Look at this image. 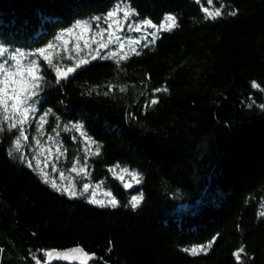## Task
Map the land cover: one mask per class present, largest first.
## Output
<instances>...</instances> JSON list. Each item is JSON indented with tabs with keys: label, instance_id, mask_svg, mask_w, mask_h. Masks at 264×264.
<instances>
[{
	"label": "trees",
	"instance_id": "obj_1",
	"mask_svg": "<svg viewBox=\"0 0 264 264\" xmlns=\"http://www.w3.org/2000/svg\"><path fill=\"white\" fill-rule=\"evenodd\" d=\"M122 2L0 0V44L9 52H36L53 43L61 48L53 63L66 70L75 62L56 37ZM127 4L139 13L133 20L159 24L173 13L180 26L161 32L154 45L139 46L138 56L119 64L92 61L59 83L40 57L44 81L23 148L32 160L36 140L45 144L54 136L61 168L69 171L86 157L90 175L83 182L102 183L119 206L91 204L88 193L69 198L54 191L14 158L18 153L8 155L17 130L0 132V264H35L33 256L41 264H69L49 263L41 250L74 247L95 254L87 264H238L232 253L241 245L243 264H264V217L257 216L264 210V0ZM221 5L224 15L204 19L203 7ZM161 87L168 91L153 92ZM154 96L159 102L146 107ZM49 110L40 135L38 117ZM77 122L99 144V155L85 154V138L64 130ZM117 164L139 173L142 183L124 188L109 171ZM141 192L138 208L126 206ZM214 236L206 255L182 251Z\"/></svg>",
	"mask_w": 264,
	"mask_h": 264
},
{
	"label": "snow or ice",
	"instance_id": "obj_2",
	"mask_svg": "<svg viewBox=\"0 0 264 264\" xmlns=\"http://www.w3.org/2000/svg\"><path fill=\"white\" fill-rule=\"evenodd\" d=\"M197 3L200 0H196ZM208 4H212L213 0H207ZM221 5L220 8H214L210 10L208 7H203L201 10L205 13L204 19H212L215 20L218 17H221L225 13L222 12ZM122 14V15H118ZM230 15L235 16L236 11H232L228 13ZM139 16V13L135 8L130 7L127 4V0H123L122 3L116 4V6L109 11L105 16H96L93 17L92 20L97 22V30H94L92 27V23L89 20H77L74 22L73 26L65 29L64 33L58 35L56 40H63L64 35H71L76 30H81L82 32L91 31L93 34L91 36V41L85 39L83 48L80 47V44L77 42L73 46V53L75 55H69L67 58L69 60H75L74 66L67 67L66 70H62L58 64L53 63V59L51 58V52L53 49L57 47V45L53 43H49L46 48L37 49L36 52L39 53L40 56L43 57V61L47 63L48 67L51 68L55 72V78L57 83L69 79L74 73H76L80 69L86 68L92 61L95 60H108L114 59L117 64L120 63L121 60H127L132 55H140V50L137 49L136 45H140V41L131 40L129 44L126 46L119 35H116V32L119 30H123L124 23L127 22V29L134 30L136 32H140L144 34V40L146 41L143 45H140L141 49L143 47H148L149 45H154L156 40L159 38L161 32H172L175 29L179 28L178 17L173 13H167L162 18L159 25L154 23L149 18H143L139 20H133V17ZM103 20L105 24H107L106 28H100L99 22ZM152 29L153 31H149ZM107 33V41L105 42L104 34ZM97 37H100L98 40ZM83 36H80L78 39H83ZM150 38V39H149ZM119 42V46L116 50H112L106 53H102L103 49H107L109 44H116ZM95 44L96 47L93 48L92 45ZM125 47L128 48V51H124ZM65 51H67V47H65ZM47 53V54H46ZM83 53V55H81ZM0 57H4L3 62H0V132H4L5 130L11 132L13 129L17 130V135L12 142V147L8 150V155L10 157L14 156V153H18L19 155L14 157L19 159L20 161L26 163L27 167L33 169L37 172V174L41 177L42 182L48 184L54 191L61 193L62 195H67L69 198H77L78 196H84L85 193H89L91 197L88 199V202L91 204L98 205L100 207H112L116 208L119 206V201L111 196V193L107 195L111 198L106 202L103 200H97L92 196L89 192L90 185L84 184L82 190L78 193L75 190V187L69 181L67 185L64 183L57 184L56 180L53 179L50 173L46 172L44 168L40 166L39 156L42 155V152H37L36 155L32 157V160H36L37 163L34 166L32 160H29L27 156L23 153V148L28 142V136L25 134V125L32 123L31 115H34L36 112L35 104L38 101L39 91L41 90V83L44 81V76L41 75V65L36 60H27V62H23L26 57L25 53L20 50L12 51L9 54V49L5 47L3 44H0ZM15 62L14 64L12 62ZM111 88V86H109ZM251 87L254 89H260V85L257 84L256 81L251 82ZM120 91H125V88H121ZM167 87L155 88L153 89L154 93L167 92ZM107 95V93H105ZM11 102V103H9ZM159 102L158 97L151 98L147 103L146 107H151ZM264 108V105H261ZM50 110L46 111L43 115L38 117L39 124L37 126V131L40 135H43V125L47 122V117L50 115ZM7 125L5 129L4 125ZM59 127V124L57 125ZM65 131H76L79 132L81 137H84L87 142V149L89 154L91 155H99L100 154V146L99 144L93 140L90 136L87 135L84 130V125L77 122L74 124L64 125ZM56 129H53L55 132ZM58 135V133H57ZM49 140H55L54 136H49ZM76 139V137H73ZM36 144L39 147L40 141L36 140ZM96 145L95 151L91 152V146ZM28 147H31L28 144ZM63 155L57 150L56 160H59L60 156ZM85 163L80 164L79 160H75L72 168L69 170L71 172H77L78 175L87 176L90 175L88 171L87 158L85 157ZM47 163V161H45ZM79 166V167H78ZM116 169H119V173H117ZM52 171H57L55 164L53 163ZM110 172L114 176H117L121 181L124 180V175H128L132 180L135 181V184L139 185L142 183V179L140 174L135 171H130L128 168H121L120 165H114ZM60 178L62 181L67 180V177L63 172L60 173ZM124 188H132L133 184L124 183ZM88 198V197H86ZM144 199V194L141 192L138 195H132L130 200L128 201V205L133 209H136L140 206L141 202ZM264 209V206H262ZM258 218L264 217V210H261L257 213ZM239 227V226H238ZM216 237L214 236L211 241L206 244L194 245L192 247H184L182 249L183 252L188 253L191 256H199L206 255L208 251L212 248L213 243L215 242ZM45 251V255L47 260H51L54 258V253L57 257L61 254L56 253V250H41ZM74 253H80L84 259L82 260V264H87L89 259H94L95 254H89L85 252L82 248H74L70 250ZM0 252H3V249H0ZM235 260L238 264H243L242 255H247L245 252V248L241 245L238 249H236L232 253ZM33 260L35 264H41V260L35 256H33ZM46 264V262H45Z\"/></svg>",
	"mask_w": 264,
	"mask_h": 264
},
{
	"label": "rangeland",
	"instance_id": "obj_3",
	"mask_svg": "<svg viewBox=\"0 0 264 264\" xmlns=\"http://www.w3.org/2000/svg\"><path fill=\"white\" fill-rule=\"evenodd\" d=\"M118 15H122V14H118ZM89 21H91L93 29L97 30V22L92 20V19H90ZM157 25H159V24H157ZM99 27L100 28H106L107 24H105V22L103 20H101L99 22ZM149 31H153V30L149 29ZM92 34L93 33L91 31L82 32L81 30H76L71 35L65 34L64 39L62 40V53L64 54V56L68 57L69 55H75V53H73V51H72L73 46L78 42L80 44V47L83 48L85 39H88L90 42ZM107 35H108L107 33L104 34L103 39L105 40V42L107 41ZM116 35L120 36L121 41H123L126 46L129 44L130 39L131 40H137L138 39L140 41V45L143 44L144 42H146L144 40V34H142L140 32H136L134 30H128L127 29V22L124 23L123 30L117 31ZM80 36H83L84 38L78 39ZM97 39L99 40L100 37H97ZM140 45H136L137 49L139 48ZM118 46H119V42H117L116 44H109V47L107 49H103L102 53H106V52H109L112 50H116L118 48ZM65 47H67V51H65ZM92 47L95 48L96 45L93 44ZM12 51H15V50H12ZM12 51H10L9 54ZM20 51L25 53L26 59L23 61L25 63L27 62V60H33V59L39 63V59H40V57H42L37 52L24 51V50H20ZM58 51H61L60 47H56L55 49H53L51 52V56ZM124 51H128V48L125 47ZM81 55H83V53ZM3 59H4V57H0V62H3ZM73 62H75V60H73ZM12 63L14 64L15 62L13 61ZM9 103H11V102H9ZM31 116H33V115H31ZM26 125H29V124H26ZM93 147H94V145L91 146V149ZM58 149L60 151L59 144H56L55 142H52L50 140L48 143H45V144H41V142H40L38 149L34 151V155H36L37 152L43 153L42 155L39 156L40 166L42 168H44L46 172L50 173L51 177L56 180L57 184L64 183L65 185H67V183L70 181L71 184L75 187V190H77L79 182H82V183H80V186H81L80 189L83 188L84 184H89L90 185L89 192L97 200H103L106 202L108 199L111 198L110 196L107 195L108 193H111V196L115 197L113 192L110 191L109 189L105 188L102 183H91V182L86 181V180L83 182V180L85 179L86 176H81V175H78L77 172H71V171H68L64 168H61L62 167L61 166L62 159L59 158V160H56V154H57ZM83 149L85 151L84 152L85 154H89V151H86L87 143L84 145ZM91 149H90V151H92ZM45 161H47V163H45ZM35 163H37L36 160H35ZM53 163L55 164V167L57 169V171H55V172L52 171ZM61 172H63L65 174V176L67 177V180H65V181L61 180V178H60ZM122 182L124 184V183L135 182V181L132 180L131 177H129L128 175L125 174L124 180ZM46 260H47V257H46Z\"/></svg>",
	"mask_w": 264,
	"mask_h": 264
},
{
	"label": "water",
	"instance_id": "obj_4",
	"mask_svg": "<svg viewBox=\"0 0 264 264\" xmlns=\"http://www.w3.org/2000/svg\"><path fill=\"white\" fill-rule=\"evenodd\" d=\"M128 183L133 184L132 182H128ZM132 188H135L134 184ZM74 248H77V247H74ZM74 248H69L65 250H56V253H60L61 255L57 257L56 254L54 253V258L51 260H48V262L49 263L66 262L69 264H82V260L84 259V257L80 253H74L70 251L71 249H74ZM89 261L90 259L87 261V263Z\"/></svg>",
	"mask_w": 264,
	"mask_h": 264
}]
</instances>
